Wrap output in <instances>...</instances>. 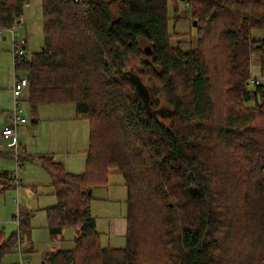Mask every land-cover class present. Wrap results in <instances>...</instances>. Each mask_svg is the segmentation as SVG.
<instances>
[{"label": "trees", "instance_id": "16d2710c", "mask_svg": "<svg viewBox=\"0 0 264 264\" xmlns=\"http://www.w3.org/2000/svg\"><path fill=\"white\" fill-rule=\"evenodd\" d=\"M27 1L0 0V29ZM178 2L197 22L195 47L168 31L167 6ZM41 9L43 46L20 60L26 100L33 112L71 103L89 122L83 172L37 157L56 199L49 234L75 232L72 249L41 264H264V86L250 81L254 56L264 79V0H41ZM112 175L126 189L123 248H102L90 216L93 190ZM17 221L18 234H0V254L30 228L26 212Z\"/></svg>", "mask_w": 264, "mask_h": 264}, {"label": "rangeland", "instance_id": "374dc122", "mask_svg": "<svg viewBox=\"0 0 264 264\" xmlns=\"http://www.w3.org/2000/svg\"><path fill=\"white\" fill-rule=\"evenodd\" d=\"M167 14L169 33L181 35L184 47H195L196 30L189 20V8L178 2L175 10L173 4L169 3ZM174 17L180 19L174 23ZM22 19V24L15 29V40L25 41L24 53L29 58L43 46L41 0H28L23 7ZM260 37L261 32L253 33V38ZM12 40L10 31L0 33V137L1 131L11 124L14 79L26 76L20 67L15 68V42ZM250 74V81L256 79L264 86L257 56L252 59ZM25 94L26 91L22 95ZM25 97L26 95L21 96L18 106L22 109V117L26 123L17 127L16 136L18 155L24 154L27 160L18 164L12 150L7 147V142L0 138V172L8 171L17 179L10 182L14 183L13 186L0 189V234L5 239L18 234L16 221L21 211L28 214L30 228L27 234H21L10 251L0 254V264H41L44 255L49 252L72 249L75 238V232L70 228L55 237L48 232L46 208L54 206L56 199L46 193L47 177L37 157L52 155L53 160L61 163L66 171L73 174L83 172L89 122L76 116L71 103L39 105L33 112ZM96 196L103 200L95 202L93 199ZM93 199L90 216L99 235L100 246L125 247V234L113 232V224L118 217L126 220V189L122 177L110 176L106 186L94 189Z\"/></svg>", "mask_w": 264, "mask_h": 264}, {"label": "built area", "instance_id": "2783aa9c", "mask_svg": "<svg viewBox=\"0 0 264 264\" xmlns=\"http://www.w3.org/2000/svg\"><path fill=\"white\" fill-rule=\"evenodd\" d=\"M22 22H23V19L22 17H20L15 21V26L13 28L7 29V30L0 29V33L5 32V31H10L12 39H13L12 41L15 42L14 43L15 47L13 49V55H14L13 58H14L15 68L20 67L21 58L23 56H26L24 53L25 41L22 40L19 42L18 40H15V37L17 36L15 33V29L17 26L21 25ZM251 82L254 84L259 83L258 80L256 79H252ZM27 87H28L27 76L24 75L20 78L15 77L13 88H12V94H13V99H14V109H13V114L11 117V124L5 127L1 131V137L7 142V147L12 150L16 161H17L18 152H19V144L17 141L16 129L19 125L26 123V120L22 117V109L19 108L18 106V100L21 98L23 92L27 90Z\"/></svg>", "mask_w": 264, "mask_h": 264}, {"label": "crops", "instance_id": "0c3cea01", "mask_svg": "<svg viewBox=\"0 0 264 264\" xmlns=\"http://www.w3.org/2000/svg\"><path fill=\"white\" fill-rule=\"evenodd\" d=\"M26 48V47H25ZM26 95V94H25ZM25 95H22V96H25ZM26 98V97H25ZM80 119H82V118H80ZM0 138H2V137H0ZM51 157L54 159V157L51 155ZM23 159V161L24 160H27V159H25V158H22ZM57 162V161H56ZM2 173H7L8 174V176L9 177H11L12 176V174L10 173V172H8V171H2V172H0V183H1V185H2V187L0 188V189H6V187H11V186H13V184L12 183H8V180H5V179H3L2 178V176H1V174ZM46 173V172H45ZM46 177H47V183L45 184V186L47 187L48 186V191L46 192L47 193V195H51V196H53V194H52V189H51V187H50V179H49V177H48V175L46 174ZM11 182H13V181H11ZM94 191V190H93ZM92 194H93V192H92ZM54 197V196H53ZM95 202H97V201H102L103 199H102V197H100V196H96V197H94V199H93ZM51 207H53V206H51ZM51 207H48V208H51ZM48 208H46V209H48ZM45 209V210H46ZM122 217H118L116 220H115V222H114V224L113 225H115L114 227H115V230H113V232H119V233H123V234H125V232H126V220H124V219H121ZM27 233H28V231H27ZM26 233V234H27ZM29 249V247L27 248V250Z\"/></svg>", "mask_w": 264, "mask_h": 264}, {"label": "water", "instance_id": "95a60500", "mask_svg": "<svg viewBox=\"0 0 264 264\" xmlns=\"http://www.w3.org/2000/svg\"><path fill=\"white\" fill-rule=\"evenodd\" d=\"M192 25L194 27H196L197 26V22L196 21H192ZM144 52H145V54L147 56H149L151 54V50H150L149 47H145L144 48ZM130 80H131L132 84L134 85L136 93L141 98L142 102L145 105H148L149 95H148V92L146 91L145 87L141 83L140 79L138 77H136L135 75H130ZM157 113L161 114V112H159V111H157ZM90 193H91V190L88 191V194H90Z\"/></svg>", "mask_w": 264, "mask_h": 264}]
</instances>
